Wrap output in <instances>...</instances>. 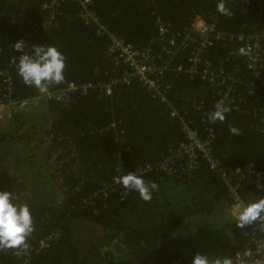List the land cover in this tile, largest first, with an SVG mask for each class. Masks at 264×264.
<instances>
[{
	"label": "trees",
	"instance_id": "trees-1",
	"mask_svg": "<svg viewBox=\"0 0 264 264\" xmlns=\"http://www.w3.org/2000/svg\"><path fill=\"white\" fill-rule=\"evenodd\" d=\"M50 2L0 0V99L11 79L17 105L0 129V191L29 206L34 220L27 249L0 247V264H192L195 255L211 250L212 259L222 254L218 258L232 264L248 238L228 217L225 184L202 158L196 170L185 172L184 160L176 157L185 141L180 121L140 81L119 82L127 67L109 48L115 38L149 49L158 68L170 64L162 78L171 86L167 98L204 140L211 139V156L230 169L255 164L263 170L264 66L258 73L248 70L247 54L239 51L245 45L236 37L263 31L264 0H90L97 22L83 18L78 0H59L54 12L45 11ZM221 3L227 15L218 10ZM198 18L214 26L199 68L224 71V85L174 71L179 65L187 70L200 47L203 38L193 32ZM160 25L172 36L191 33L199 43L172 57L163 50ZM219 33L223 39H216ZM20 40L26 51L55 46L66 58L65 79L49 85L45 96L17 74L13 60L22 53L14 44ZM256 44L264 60V41ZM71 83L91 86L67 91ZM40 97L46 100L40 119L48 120L35 126L23 106ZM218 103L227 109L225 119L212 121ZM130 172L157 185L150 201L115 183ZM242 192L247 205L264 199V190Z\"/></svg>",
	"mask_w": 264,
	"mask_h": 264
},
{
	"label": "built area",
	"instance_id": "built-area-1",
	"mask_svg": "<svg viewBox=\"0 0 264 264\" xmlns=\"http://www.w3.org/2000/svg\"><path fill=\"white\" fill-rule=\"evenodd\" d=\"M83 7L82 16L87 21H95L97 19L89 12L88 4L90 0H78ZM59 0H51L50 3L44 5L45 11L54 12ZM54 14L51 13V20H54ZM100 31L107 33L104 27L100 28ZM214 31V26L208 25L203 19L198 18L193 25V32L197 36L203 38L198 50L193 53L189 59L190 66L186 70L183 65H179L174 69L176 72L186 71L191 79L200 78L205 82L219 81L220 85L226 83L225 72L221 71L220 74H216L209 68L201 69L199 64L202 63L200 53L203 49L213 44L212 39L209 37V33ZM160 36L167 42L164 46V52L170 56H175L180 50L186 49L192 44L199 43L197 36H193L191 33L172 36L170 30L164 25L159 26ZM224 35L219 33L216 39H223ZM238 42L245 45L247 52L248 70L252 73H258L264 66V60L259 56L257 50V42L264 41V29L257 36L245 37L239 35L236 37ZM112 45L109 48L111 54L118 55V62L126 66V70L119 82L123 84H131L133 80L140 81L153 96L157 99L165 102L171 109V116L177 118L181 125L182 131L185 136V141L180 145L176 152L178 159L184 160L185 172L190 173L197 169L199 160L202 158L209 163V167L212 172L219 178V180L225 184L228 195L230 198V205L228 210L229 218L236 222V206H247L246 197L243 195V189L254 188L258 191L264 190V169L258 170L255 164H249L245 169L237 168L230 169L220 163L218 160L211 156L210 144L211 139L204 140L201 134L195 130L189 123H187L177 108L168 100L167 95L171 86L162 80L165 71L172 70L170 64L165 65L163 68H158L155 55H152L149 49L139 50L131 44H125L122 40L113 38ZM89 86H77L71 83L67 91H77L82 89L87 91ZM13 90V81L8 79L3 89V95L0 99V120L4 118H11L12 112L10 109L16 105L10 92ZM105 92L110 95L112 93L111 85L105 86ZM44 96L45 93H42ZM229 93H227L228 96ZM50 95V94H49ZM48 97H51V95ZM223 107V106H222ZM169 161H172L169 159ZM169 174H172V170L169 165H165L164 168ZM117 178L115 179V183ZM240 233L248 238V246L239 251L232 264H264V225L256 221L250 225L240 228ZM57 235H52L44 239L41 243L42 247H49L53 239Z\"/></svg>",
	"mask_w": 264,
	"mask_h": 264
},
{
	"label": "clouds",
	"instance_id": "clouds-1",
	"mask_svg": "<svg viewBox=\"0 0 264 264\" xmlns=\"http://www.w3.org/2000/svg\"><path fill=\"white\" fill-rule=\"evenodd\" d=\"M222 14H228L223 3L218 5ZM28 45L20 40L14 44L15 51L22 53L16 64L17 74L27 86H34L41 93H47L49 85L60 84L65 79V56L55 46L33 45L30 51H26ZM240 54L247 53L243 48ZM227 109L221 103L216 105V110L209 115L212 121H223ZM238 134L235 128L230 129ZM117 183L130 191L137 192L144 201L152 199V191L156 184L148 185L144 179L136 173H128L120 176ZM235 219L237 226L243 228L258 220H264V199L250 203L247 206L237 205ZM34 231V220L29 206L16 202L12 192L0 191V247L6 249H27V239ZM192 264H231V261L223 258L212 259L207 255L197 254L192 259Z\"/></svg>",
	"mask_w": 264,
	"mask_h": 264
},
{
	"label": "rangeland",
	"instance_id": "rangeland-1",
	"mask_svg": "<svg viewBox=\"0 0 264 264\" xmlns=\"http://www.w3.org/2000/svg\"><path fill=\"white\" fill-rule=\"evenodd\" d=\"M35 101V100H34ZM46 103V100L44 99V98H42V97H40V98H38V99H36V103H34V104H28L27 103V105L25 106H23V112L25 111L26 112V114L32 119V118H35V122H34V124L33 125H35V126H37V124L38 123H42V124H44V123H46L47 122V120H48V117L46 116L45 118L43 117V119H40L42 116H43V113H44V111H43V108L45 107V104ZM17 105H14L13 106V108L12 109H10V112H12L13 113V111H14V108L16 107ZM37 118V119H36ZM38 119L40 120V122H38ZM8 121V119L7 118H4V119H2V120H0V129H3V128H5L3 125L6 123ZM42 121V122H41ZM41 124V125H42ZM41 125H38L39 127L41 126ZM41 128V127H40ZM33 146H34V144H33ZM21 151V150H20ZM19 151V152H20ZM18 152V153H19ZM28 152H27V150H23L22 152H21V154H23V155H26ZM17 156V155H16ZM228 217H229V215H228ZM230 219V218H229ZM88 237H90V234L87 232V234L85 233V235H83V239H87ZM88 241V240H87ZM87 241H83V248H86L87 247ZM212 255H213V251L211 250L210 252H209V257L211 258L212 257ZM220 255H222V254H216L215 255V258H218Z\"/></svg>",
	"mask_w": 264,
	"mask_h": 264
}]
</instances>
